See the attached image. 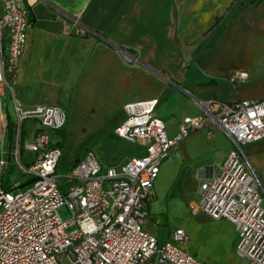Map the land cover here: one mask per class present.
<instances>
[{"label":"crops","instance_id":"obj_1","mask_svg":"<svg viewBox=\"0 0 264 264\" xmlns=\"http://www.w3.org/2000/svg\"><path fill=\"white\" fill-rule=\"evenodd\" d=\"M25 1L26 42L0 95L14 84V100L26 108L59 105L67 119L71 114L98 124L113 142L108 159L98 155L103 167L119 168L142 154L139 143L114 133L126 119L127 103L157 99L154 113L173 135L184 118L207 106L264 99V0ZM72 19L88 29L86 35L74 34ZM124 54L136 60L126 62ZM241 72L245 79L230 80ZM231 147L215 124L191 130L160 164L152 197L172 178L199 193L200 182L215 176ZM243 150L264 196V139Z\"/></svg>","mask_w":264,"mask_h":264},{"label":"built area","instance_id":"obj_2","mask_svg":"<svg viewBox=\"0 0 264 264\" xmlns=\"http://www.w3.org/2000/svg\"><path fill=\"white\" fill-rule=\"evenodd\" d=\"M0 5L1 93L14 76L30 22L25 0H0ZM72 26L74 34L88 32L78 19ZM124 60L136 58L124 54ZM246 77L241 72L230 80ZM156 104L157 99L125 104L126 119L114 129L117 136L139 143L141 155L119 168L103 167L88 148L69 172L59 174L62 151L53 134L66 125L65 109L53 104L24 109L14 100L9 154L30 180L21 192L0 186V264H205L174 243L187 240L183 229H175L172 240L160 241L144 224L160 164L191 130L208 124L219 126L232 147L215 176L200 182L190 213L228 219L238 231L234 250L240 264H264V196L243 150L244 144L264 139V99L221 102L215 110L207 106L184 118L173 135L155 115ZM31 119L33 127L25 129ZM23 150L32 154L26 162ZM5 163L0 158L2 173ZM61 207L68 218H61Z\"/></svg>","mask_w":264,"mask_h":264},{"label":"rangeland","instance_id":"obj_3","mask_svg":"<svg viewBox=\"0 0 264 264\" xmlns=\"http://www.w3.org/2000/svg\"><path fill=\"white\" fill-rule=\"evenodd\" d=\"M16 88L14 84L11 87L6 86L0 95V158L6 162L3 173L0 172V186L8 187L12 193L23 191L29 181V176L21 173L9 154V124L16 119L14 98L19 99ZM22 108L25 109L26 106ZM33 124L34 120H28L24 123V128L30 130ZM108 137L109 134L88 118L68 114L63 133L59 130L53 134V139L58 142L62 151L57 173L69 172L75 159L81 157L89 147L97 156L108 159L113 146V142L107 140ZM30 156L31 152L23 150L21 159L26 162ZM172 179L173 181H161L156 196L151 197L145 229L160 241L172 240V232L178 228L183 229L187 240L185 243H174L198 260L205 264H239L241 261L235 256L234 250L238 231L234 225L228 219H215L202 212L192 215L188 202L191 199L198 200V191L193 195V185L179 178ZM59 213L62 219L69 216L65 207H61Z\"/></svg>","mask_w":264,"mask_h":264},{"label":"trees","instance_id":"obj_4","mask_svg":"<svg viewBox=\"0 0 264 264\" xmlns=\"http://www.w3.org/2000/svg\"><path fill=\"white\" fill-rule=\"evenodd\" d=\"M62 133H63V131H64V128L63 129H61L60 130ZM13 134V131H12V125L11 124H9V140H11L12 141V135ZM76 161H77V159L73 162V164H75L76 163ZM29 182V181H28ZM22 185V184H21Z\"/></svg>","mask_w":264,"mask_h":264}]
</instances>
